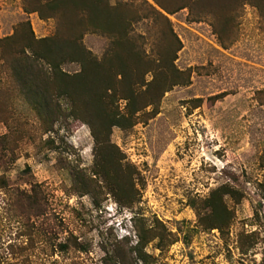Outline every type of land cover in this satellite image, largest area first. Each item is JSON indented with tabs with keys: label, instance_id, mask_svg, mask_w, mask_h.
Segmentation results:
<instances>
[{
	"label": "rangeland",
	"instance_id": "obj_1",
	"mask_svg": "<svg viewBox=\"0 0 264 264\" xmlns=\"http://www.w3.org/2000/svg\"><path fill=\"white\" fill-rule=\"evenodd\" d=\"M92 1L0 0V38L78 39L136 92L105 102L126 120L101 146L64 96V115L38 114L25 93L36 84L53 101V90L0 58V264H264L259 5ZM170 50L184 82L163 92L157 67ZM218 189L227 214L213 218Z\"/></svg>",
	"mask_w": 264,
	"mask_h": 264
},
{
	"label": "trees",
	"instance_id": "obj_2",
	"mask_svg": "<svg viewBox=\"0 0 264 264\" xmlns=\"http://www.w3.org/2000/svg\"><path fill=\"white\" fill-rule=\"evenodd\" d=\"M253 2L259 5L261 12L264 14V0H253ZM97 26L108 29L111 27V23H97ZM117 41L119 40L117 39ZM173 52L175 53V50H170L166 55H160L158 62L162 65L159 64L157 67V77H164L158 87H164L163 92L171 89L174 85L184 82L180 79L181 73L175 68ZM111 57L114 60L117 55H111ZM0 58L17 74V78L26 73V77L30 75L31 81L33 79L34 82L35 80L42 81L43 91L44 89H47L46 91L53 90V95L56 96L53 101L51 96H45V93L41 96L36 84L34 88L30 87L28 92L25 93L30 106L38 114L43 112L42 115L45 114L47 117L50 115L53 117L54 115L56 119L59 115H64V107L58 99L64 96L68 102V113L77 118H80V114L84 118L82 120L90 124L92 134L96 142L101 146L109 141L110 130L113 126H124L126 115H117L113 108L109 111V107L105 102L111 106L115 97L119 94L121 95L119 98L129 100L133 98L136 93L132 86L134 80L132 81V78L128 77L126 73H123L122 77L118 79L114 67H120V65L116 63L110 64L111 70L103 71V67L99 68L102 60L99 61L97 57L88 52L78 39H36L32 32L25 39H18L13 34L0 38ZM75 61L83 63L80 72L75 74L63 72L61 69L63 63ZM146 62L149 64L148 61ZM121 70L125 72L123 65H121ZM169 70L171 73L170 80H168ZM144 71L137 73V81H140L141 78L143 79ZM121 82L126 87L119 91L118 83ZM163 82L165 83L163 84ZM152 103L154 102L149 99L140 107L133 106L131 116L135 113L134 110L139 111ZM223 192L227 191L218 189L214 193L215 200L211 203L213 212L211 217L213 218L226 217L227 209L223 202ZM156 236L153 235L151 238ZM135 250L138 253V259L141 260L143 256L140 246L135 247Z\"/></svg>",
	"mask_w": 264,
	"mask_h": 264
}]
</instances>
